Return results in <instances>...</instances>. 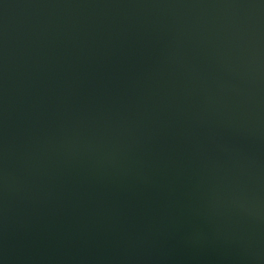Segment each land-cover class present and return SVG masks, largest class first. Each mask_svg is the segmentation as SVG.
Instances as JSON below:
<instances>
[{
	"label": "water",
	"instance_id": "obj_1",
	"mask_svg": "<svg viewBox=\"0 0 264 264\" xmlns=\"http://www.w3.org/2000/svg\"><path fill=\"white\" fill-rule=\"evenodd\" d=\"M0 264H264V0H0Z\"/></svg>",
	"mask_w": 264,
	"mask_h": 264
}]
</instances>
